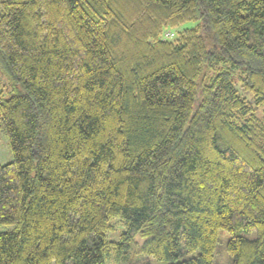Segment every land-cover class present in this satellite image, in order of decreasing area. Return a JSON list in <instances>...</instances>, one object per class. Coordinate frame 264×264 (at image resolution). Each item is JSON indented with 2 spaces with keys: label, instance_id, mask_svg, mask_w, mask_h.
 Segmentation results:
<instances>
[{
  "label": "trees",
  "instance_id": "1",
  "mask_svg": "<svg viewBox=\"0 0 264 264\" xmlns=\"http://www.w3.org/2000/svg\"><path fill=\"white\" fill-rule=\"evenodd\" d=\"M0 74V264H264V0H0Z\"/></svg>",
  "mask_w": 264,
  "mask_h": 264
},
{
  "label": "rangeland",
  "instance_id": "2",
  "mask_svg": "<svg viewBox=\"0 0 264 264\" xmlns=\"http://www.w3.org/2000/svg\"><path fill=\"white\" fill-rule=\"evenodd\" d=\"M175 31H178L176 29ZM175 31L170 33V37L165 34V37L168 36V39H173L176 37ZM19 85L14 86L10 84L6 78L0 74V99H7L15 91L20 90ZM257 114L262 115V110H258ZM12 161V153L10 146L7 140V136L4 130L0 131V165L10 163ZM113 222V231L106 233V240L118 242L120 240V235L125 231V226L119 222ZM10 227H0V231H9ZM229 233L225 230H219L217 233V242L215 245L214 252L212 254L211 264H232V258L227 251V242L229 240ZM249 238H255V233H252L248 236ZM143 243V239L140 237L135 238V243H131L129 248H126V253L123 258L116 260L113 254L109 255L105 259V264H165L159 262L151 257L144 256L138 251V247ZM197 252L192 254L184 255L181 259L195 257Z\"/></svg>",
  "mask_w": 264,
  "mask_h": 264
}]
</instances>
